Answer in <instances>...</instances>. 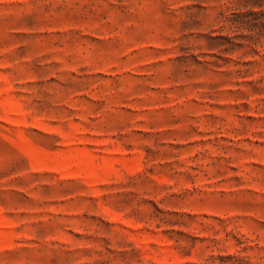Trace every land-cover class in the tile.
Wrapping results in <instances>:
<instances>
[{"label": "rangeland", "instance_id": "374dc122", "mask_svg": "<svg viewBox=\"0 0 264 264\" xmlns=\"http://www.w3.org/2000/svg\"><path fill=\"white\" fill-rule=\"evenodd\" d=\"M0 264H264V0H0Z\"/></svg>", "mask_w": 264, "mask_h": 264}]
</instances>
